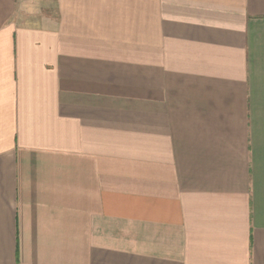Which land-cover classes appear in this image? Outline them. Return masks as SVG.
<instances>
[{"label":"crops","instance_id":"1","mask_svg":"<svg viewBox=\"0 0 264 264\" xmlns=\"http://www.w3.org/2000/svg\"><path fill=\"white\" fill-rule=\"evenodd\" d=\"M0 264H264V0H0Z\"/></svg>","mask_w":264,"mask_h":264}]
</instances>
